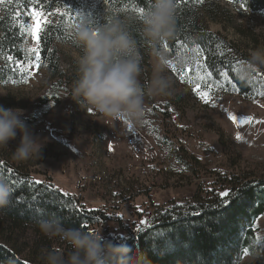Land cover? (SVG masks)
<instances>
[{"label": "rangeland", "instance_id": "obj_1", "mask_svg": "<svg viewBox=\"0 0 264 264\" xmlns=\"http://www.w3.org/2000/svg\"><path fill=\"white\" fill-rule=\"evenodd\" d=\"M69 1L82 14L81 9L93 8L98 0ZM205 7L218 16L217 22L206 19L210 30L227 38L241 52L237 68L254 49L264 47V13L248 14L227 0L202 2L201 13H206ZM51 13L49 25L61 24L65 36L56 44L57 73L53 75L41 65L37 68L35 63L28 65L26 84L0 82V105L21 109L34 136L47 140L40 159L18 164L28 167L38 180H52L86 209H105L120 220L97 226L105 238L110 235L116 241L125 237V229L147 227L155 206L168 207L172 202L181 205L192 200L199 187H213L219 177L264 178V99H246L226 84L213 81L190 39L180 38L176 56L169 58L177 69L173 72L168 67L166 71L172 81L169 94L149 95L143 125L126 127L122 122L105 120L73 99L78 60L83 55L74 39L79 24L74 9ZM25 16L30 23V17ZM25 32L24 49L34 56L28 49L35 48V42ZM154 64L155 55H151L149 83ZM3 65H9L7 59L1 61L0 68ZM187 68H191V82L179 78ZM252 80L264 84V70ZM59 81V87H55ZM196 84L208 93L207 102L194 90ZM50 94H57V98L43 104L40 99ZM231 116L237 117L236 122ZM18 143L19 136L0 152H12ZM179 157L194 171L180 164ZM254 228L255 248L263 253L264 217ZM6 240L12 241L22 257L45 264L43 249L35 245L32 230ZM53 245L52 249L67 254L60 242ZM243 262L264 264V259L248 251Z\"/></svg>", "mask_w": 264, "mask_h": 264}, {"label": "trees", "instance_id": "obj_2", "mask_svg": "<svg viewBox=\"0 0 264 264\" xmlns=\"http://www.w3.org/2000/svg\"><path fill=\"white\" fill-rule=\"evenodd\" d=\"M209 1L212 0H176L174 36L162 44L153 45L143 35L137 12L138 8L147 10L152 0H98L93 8L81 9L82 14L77 13L75 3L69 0H5L0 4V63L7 59L9 65L6 68L1 66L0 82L27 83L30 74L27 71L25 75L23 69L30 65L33 56L24 49L26 32L22 31L21 20L26 25L28 9L43 5L45 12L74 9V19L78 24L91 28L113 19L124 22L137 45L145 99H149L147 75L151 67L150 56L163 48L169 58L175 57L180 38L190 39L199 49L213 81L226 84L246 99H264V84L253 80L241 81L237 72L231 70L237 67L242 54L235 44L210 30L206 19L217 22L216 11L205 7L206 13H201L199 9L202 2ZM227 1L248 14L264 13V0ZM64 38L61 24L48 25L42 34L40 65L51 70L53 75L58 68L55 63L58 54L56 44ZM225 72L227 77L222 75ZM59 85L60 81L55 87ZM56 98L57 94H50L40 101L47 104ZM181 157L178 158L180 164L188 167V171H194ZM33 175L28 167L12 159V152H0V180L6 181L12 192L9 205L0 208V264H37L22 257L11 245L12 241L6 240L29 230L36 236L35 245L43 250L52 249L57 241L67 253L71 250L59 238L45 236L38 227L40 221L56 219L65 227L84 231L96 230L98 225L109 221H120L105 209H86L80 200L62 192L52 180H38ZM222 192L229 195L223 197ZM153 210L150 212L152 221L147 227L135 229L132 226L125 229L127 232L123 239L114 241L110 235L106 239L142 249L154 264H244L248 251L264 259V252L255 248L254 228L257 220L264 217V178L219 177L213 187H199L192 200L181 205L172 202L168 207L155 206Z\"/></svg>", "mask_w": 264, "mask_h": 264}, {"label": "clouds", "instance_id": "obj_3", "mask_svg": "<svg viewBox=\"0 0 264 264\" xmlns=\"http://www.w3.org/2000/svg\"><path fill=\"white\" fill-rule=\"evenodd\" d=\"M176 8V0H153L152 7L139 17L146 40L156 45L174 36ZM74 39L83 55L78 60L79 76L72 88L73 99L105 120L141 127L148 110L145 86L140 81L137 45L124 22L113 19L96 28L81 24L75 29ZM168 60L166 49L155 52L153 76L147 85L149 95L169 94L172 81L166 74ZM261 70H264V47L254 49L241 62L237 76L247 82ZM23 115L21 109L0 105V148H9V142L19 136V143L12 150L16 162L40 159L47 143L46 138L34 136ZM11 196L8 183L0 180V208L9 205ZM38 227L49 239L59 238L71 249L66 255L62 250H42L45 264H154L142 249L126 242L114 243L102 231L68 228L56 219L40 221Z\"/></svg>", "mask_w": 264, "mask_h": 264}, {"label": "snow or ice", "instance_id": "obj_4", "mask_svg": "<svg viewBox=\"0 0 264 264\" xmlns=\"http://www.w3.org/2000/svg\"><path fill=\"white\" fill-rule=\"evenodd\" d=\"M5 2V0H0V4H3ZM9 2H11V0H9ZM152 7V5H150L148 7V9H150ZM147 9V10H148ZM58 11V9H57ZM145 8H138L137 12L139 14V17H142V15L145 12ZM54 13L51 12H45L43 5H41L39 8L37 7H31L28 9L26 15L30 17V23L24 25L23 22H21L22 25V31H27L31 36L33 41L35 42L36 47L35 48H30L28 49L29 53L34 54L33 59L29 61V64L35 63V66L37 68L40 67V61L42 59V55H41V41H42V34L45 32V30L48 28V25L50 24V19L49 17L52 16ZM165 47H167V45H165ZM194 51L198 54L199 53V49H194ZM9 59H11V57H9ZM199 66V65H198ZM168 67L173 71L176 72L177 69L175 68V66L173 65V62L171 60H168ZM237 67H233L231 70L232 71H236L237 72ZM23 73L25 75H27V69H23ZM191 73V68H187L184 72L180 73L179 78L181 80H188L189 82H191L190 80V76L188 74ZM209 75H211V73H209ZM222 75H224L225 77L228 76V73H222ZM194 90L197 91V93L200 95L201 99L205 100L207 102L208 100V93L204 92L201 90V87L199 84L194 85ZM230 119L233 122H236L237 117L236 116H231ZM237 139H240L239 135L237 136ZM35 183H41L40 181H36ZM229 195L228 192H222L221 196L223 197H227ZM141 223H145V222H141Z\"/></svg>", "mask_w": 264, "mask_h": 264}]
</instances>
